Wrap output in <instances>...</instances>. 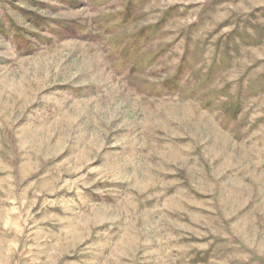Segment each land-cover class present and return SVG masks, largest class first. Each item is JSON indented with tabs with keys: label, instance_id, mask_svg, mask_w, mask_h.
<instances>
[{
	"label": "rangeland",
	"instance_id": "1",
	"mask_svg": "<svg viewBox=\"0 0 264 264\" xmlns=\"http://www.w3.org/2000/svg\"><path fill=\"white\" fill-rule=\"evenodd\" d=\"M0 264H264V0H0Z\"/></svg>",
	"mask_w": 264,
	"mask_h": 264
}]
</instances>
